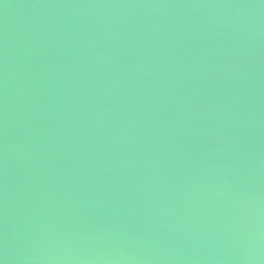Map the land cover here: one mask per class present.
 Returning a JSON list of instances; mask_svg holds the SVG:
<instances>
[{"label": "water", "instance_id": "95a60500", "mask_svg": "<svg viewBox=\"0 0 264 264\" xmlns=\"http://www.w3.org/2000/svg\"><path fill=\"white\" fill-rule=\"evenodd\" d=\"M0 264H264V0H0Z\"/></svg>", "mask_w": 264, "mask_h": 264}]
</instances>
